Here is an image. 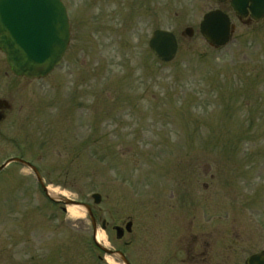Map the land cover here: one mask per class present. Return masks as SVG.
<instances>
[{
    "label": "rangeland",
    "instance_id": "374dc122",
    "mask_svg": "<svg viewBox=\"0 0 264 264\" xmlns=\"http://www.w3.org/2000/svg\"><path fill=\"white\" fill-rule=\"evenodd\" d=\"M61 1L67 54L14 102L0 167L23 159L52 196L89 205L106 249L120 246L112 227L128 222L126 238L147 242L220 214L244 236L263 227L264 21L245 27L230 15L233 40L215 49L199 32L213 0ZM157 30L177 38L171 63L149 48ZM92 235L86 211L50 202L31 170L0 173V264H119Z\"/></svg>",
    "mask_w": 264,
    "mask_h": 264
},
{
    "label": "water",
    "instance_id": "95a60500",
    "mask_svg": "<svg viewBox=\"0 0 264 264\" xmlns=\"http://www.w3.org/2000/svg\"><path fill=\"white\" fill-rule=\"evenodd\" d=\"M249 1L232 0V7L240 11ZM251 1L254 3L253 9L260 10L257 18H261L264 14V0ZM199 32L212 48L220 49L230 43L234 27L226 14L216 10L204 16ZM184 35L192 38L194 30L187 28ZM70 40L68 14L60 0H0V49L6 55L15 75L31 80L48 77L62 64ZM149 48L156 59L168 64L175 60L179 45L173 33L157 30L150 38ZM11 164H20L30 169L49 201L63 204L65 207L84 209L91 221L95 246L102 253L111 254L128 264L121 253H113L97 241L98 225L89 205L52 196L38 169L24 160H9L0 167V173ZM92 199L95 205H99L102 197L94 194ZM131 227L132 224L129 223L126 231L130 232ZM101 230L106 231L105 221L102 222ZM116 231L117 238H122L124 230L117 228ZM258 262L261 261L256 258L251 261V264Z\"/></svg>",
    "mask_w": 264,
    "mask_h": 264
},
{
    "label": "flooded vegetation",
    "instance_id": "af4514ba",
    "mask_svg": "<svg viewBox=\"0 0 264 264\" xmlns=\"http://www.w3.org/2000/svg\"><path fill=\"white\" fill-rule=\"evenodd\" d=\"M213 1L218 5L216 10L230 18L234 27L233 37L237 25L233 24L232 17L245 27H251L253 24L264 21V14L261 15V18H257L260 15V10L253 9L254 3L251 0L240 11H236L232 7V0ZM68 19L71 33L69 15ZM29 81L31 80L26 77L14 74L6 55L0 49V127L9 124L15 109L14 102H17L22 95H28L27 84ZM11 122L13 124V120ZM204 187L208 188L206 185ZM215 220L217 221L201 223L200 228H196L191 221L186 226L171 227L172 231L178 229L179 231L175 233L171 231V234L150 239V242L141 238H126L127 235L132 234V222L121 227L113 226L115 242L120 246L115 247L114 244H111V249L108 250L113 253H121L128 264H251V261L256 258L261 261L257 264H264V226L254 227L253 225L251 236H244L242 225H238L235 218L230 223L224 222L220 214L218 217L215 216ZM129 223L132 224L130 232L126 231ZM117 228L124 230V235L120 239L117 238ZM108 229L109 226L106 222L105 232ZM95 248L100 251L97 247ZM103 255L116 260L119 264H125L111 254L103 253ZM97 260L102 261L101 257Z\"/></svg>",
    "mask_w": 264,
    "mask_h": 264
},
{
    "label": "bare ground",
    "instance_id": "6f19581e",
    "mask_svg": "<svg viewBox=\"0 0 264 264\" xmlns=\"http://www.w3.org/2000/svg\"><path fill=\"white\" fill-rule=\"evenodd\" d=\"M49 191H50V193H52L51 190H49ZM68 213H69V215H70L71 217H76V216H78V214H79V213L77 212V210H75V209L69 210ZM97 241H98V242H101V241H102V236H101L100 234L97 235Z\"/></svg>",
    "mask_w": 264,
    "mask_h": 264
}]
</instances>
